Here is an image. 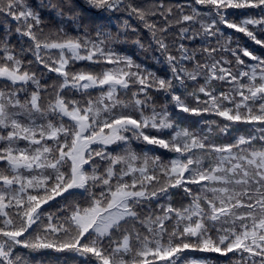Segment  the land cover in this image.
<instances>
[{"label": "snow or ice", "instance_id": "1", "mask_svg": "<svg viewBox=\"0 0 264 264\" xmlns=\"http://www.w3.org/2000/svg\"><path fill=\"white\" fill-rule=\"evenodd\" d=\"M0 264H264V0H0Z\"/></svg>", "mask_w": 264, "mask_h": 264}]
</instances>
